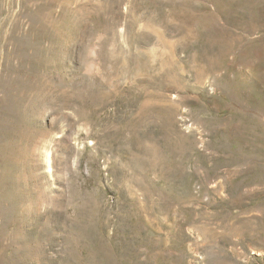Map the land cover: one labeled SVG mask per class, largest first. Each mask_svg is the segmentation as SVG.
<instances>
[{"label":"rangeland","instance_id":"obj_1","mask_svg":"<svg viewBox=\"0 0 264 264\" xmlns=\"http://www.w3.org/2000/svg\"><path fill=\"white\" fill-rule=\"evenodd\" d=\"M0 264H264V0H0Z\"/></svg>","mask_w":264,"mask_h":264}]
</instances>
